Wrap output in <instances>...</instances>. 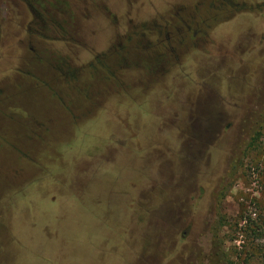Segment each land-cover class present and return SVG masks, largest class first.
Here are the masks:
<instances>
[{
  "label": "rangeland",
  "instance_id": "374dc122",
  "mask_svg": "<svg viewBox=\"0 0 264 264\" xmlns=\"http://www.w3.org/2000/svg\"><path fill=\"white\" fill-rule=\"evenodd\" d=\"M59 1L0 0V264H264V0Z\"/></svg>",
  "mask_w": 264,
  "mask_h": 264
},
{
  "label": "flooded vegetation",
  "instance_id": "af4514ba",
  "mask_svg": "<svg viewBox=\"0 0 264 264\" xmlns=\"http://www.w3.org/2000/svg\"><path fill=\"white\" fill-rule=\"evenodd\" d=\"M25 5L28 7L30 13L32 14V19L30 21H82V17H86L85 8H79L80 18L77 17L78 15L76 11L77 8H70L67 10H61L58 5L60 3L59 0H22ZM80 1V0H79ZM82 1V0H81ZM202 2L197 1L196 5L191 6H181L175 13L174 16L168 13V17L165 18V21H168V25L178 26L183 25L186 26L187 29L190 28L192 24H195L202 16L203 8L206 12L212 14L213 12H225L227 10L234 9L236 11L244 10L247 6L244 4V1H237L234 0H210L207 7ZM264 6V3L260 4ZM62 16H57L58 12ZM163 17V16H162ZM167 25V26H168ZM71 28H73V23L69 24ZM148 31L149 36H157L162 33L161 29L158 28V24H155V27L151 26L145 28ZM172 32V33H170ZM179 33V29L175 31H166V39H170L171 35H177ZM148 35V34H147ZM168 41V40H167ZM165 42H160L158 46H156V51L159 54L165 55L166 53L172 51L173 49L168 48ZM69 76H73L74 74L72 71L70 73H66Z\"/></svg>",
  "mask_w": 264,
  "mask_h": 264
},
{
  "label": "trees",
  "instance_id": "16d2710c",
  "mask_svg": "<svg viewBox=\"0 0 264 264\" xmlns=\"http://www.w3.org/2000/svg\"><path fill=\"white\" fill-rule=\"evenodd\" d=\"M222 224H220V226H221ZM217 247L219 248V245L217 244ZM216 254H218V251L216 252ZM228 260V259H227Z\"/></svg>",
  "mask_w": 264,
  "mask_h": 264
}]
</instances>
